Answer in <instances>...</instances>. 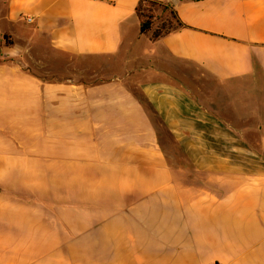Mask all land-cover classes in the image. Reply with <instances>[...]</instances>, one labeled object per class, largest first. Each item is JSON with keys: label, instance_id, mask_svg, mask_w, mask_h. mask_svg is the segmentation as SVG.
I'll return each mask as SVG.
<instances>
[{"label": "crops", "instance_id": "crops-1", "mask_svg": "<svg viewBox=\"0 0 264 264\" xmlns=\"http://www.w3.org/2000/svg\"><path fill=\"white\" fill-rule=\"evenodd\" d=\"M152 1L0 0V264H264V0Z\"/></svg>", "mask_w": 264, "mask_h": 264}, {"label": "trees", "instance_id": "trees-1", "mask_svg": "<svg viewBox=\"0 0 264 264\" xmlns=\"http://www.w3.org/2000/svg\"><path fill=\"white\" fill-rule=\"evenodd\" d=\"M160 7L161 9H168V13L171 17L170 21L168 23H161L159 26L153 27V13L151 7ZM136 14L140 20V32L141 33H150V37L152 39L158 38L160 36H163L170 31L174 30L176 26H180L182 23L179 21V19L176 16L175 11L170 8L168 5L158 3L156 1L152 0H138L137 6H136ZM172 20L175 24L172 23ZM142 103L146 105V108L149 110L150 113L155 114L153 108L150 106V104L144 99V97H139ZM168 133V132H167ZM169 134V133H168ZM170 135V134H169Z\"/></svg>", "mask_w": 264, "mask_h": 264}, {"label": "rangeland", "instance_id": "rangeland-1", "mask_svg": "<svg viewBox=\"0 0 264 264\" xmlns=\"http://www.w3.org/2000/svg\"><path fill=\"white\" fill-rule=\"evenodd\" d=\"M152 8V13H153V27L159 26L161 23H168V21H170L171 17L168 13V9H161L160 7L154 6L151 7ZM172 23H174V21L172 20ZM160 131V139L164 145V148L167 150L168 153H170L172 156L174 157H180V153L177 150L176 146L174 145V143H172L171 139L167 136L166 133H164V131L162 132ZM177 161H179V158L177 159Z\"/></svg>", "mask_w": 264, "mask_h": 264}, {"label": "built area", "instance_id": "built-area-1", "mask_svg": "<svg viewBox=\"0 0 264 264\" xmlns=\"http://www.w3.org/2000/svg\"><path fill=\"white\" fill-rule=\"evenodd\" d=\"M32 19L31 18H28L27 21L30 22Z\"/></svg>", "mask_w": 264, "mask_h": 264}]
</instances>
